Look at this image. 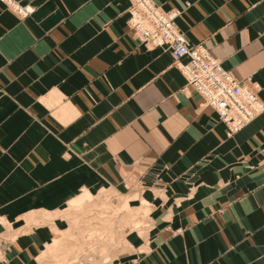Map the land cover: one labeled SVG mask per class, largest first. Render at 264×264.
I'll list each match as a JSON object with an SVG mask.
<instances>
[{"label":"crops","instance_id":"0c3cea01","mask_svg":"<svg viewBox=\"0 0 264 264\" xmlns=\"http://www.w3.org/2000/svg\"><path fill=\"white\" fill-rule=\"evenodd\" d=\"M19 1L34 12L0 2V264L35 256L43 215L132 175L155 228L120 264H264V113L229 137L134 36L129 0ZM153 1L264 102V0Z\"/></svg>","mask_w":264,"mask_h":264},{"label":"rangeland","instance_id":"374dc122","mask_svg":"<svg viewBox=\"0 0 264 264\" xmlns=\"http://www.w3.org/2000/svg\"><path fill=\"white\" fill-rule=\"evenodd\" d=\"M146 184L143 176L132 175L118 192L106 182L100 192H84L90 197L83 203L43 215L41 244L36 240L35 256L25 258L26 264H120L131 252L144 256L145 238L155 228Z\"/></svg>","mask_w":264,"mask_h":264},{"label":"built area","instance_id":"2783aa9c","mask_svg":"<svg viewBox=\"0 0 264 264\" xmlns=\"http://www.w3.org/2000/svg\"><path fill=\"white\" fill-rule=\"evenodd\" d=\"M129 1L127 23L134 36L156 49L170 52L173 66L203 99L204 106L216 112L229 137L264 113V102L258 96L259 86L255 84L251 89V79L235 78L203 45H191L177 24L180 12H164L153 0ZM0 2L23 18L34 12L19 0Z\"/></svg>","mask_w":264,"mask_h":264}]
</instances>
